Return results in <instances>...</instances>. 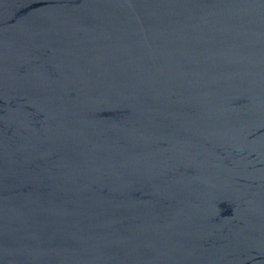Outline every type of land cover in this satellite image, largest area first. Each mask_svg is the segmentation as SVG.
Wrapping results in <instances>:
<instances>
[{
    "label": "water",
    "instance_id": "water-1",
    "mask_svg": "<svg viewBox=\"0 0 264 264\" xmlns=\"http://www.w3.org/2000/svg\"><path fill=\"white\" fill-rule=\"evenodd\" d=\"M0 264H264V0H0Z\"/></svg>",
    "mask_w": 264,
    "mask_h": 264
}]
</instances>
